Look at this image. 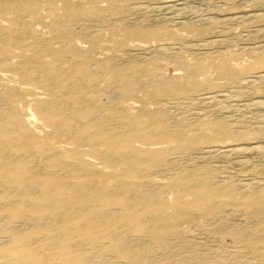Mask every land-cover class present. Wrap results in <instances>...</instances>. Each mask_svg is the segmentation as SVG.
Instances as JSON below:
<instances>
[{
    "label": "bare ground",
    "instance_id": "1",
    "mask_svg": "<svg viewBox=\"0 0 264 264\" xmlns=\"http://www.w3.org/2000/svg\"><path fill=\"white\" fill-rule=\"evenodd\" d=\"M44 1L51 35L60 42L68 39V45L55 48L48 41V44L30 42L19 31L21 26H31L23 20L27 14L37 20L43 18L39 0L0 3V16L19 13L24 17L22 20L9 18L11 21L6 26L0 24L3 61L0 66L6 67L12 63L10 60L17 58L15 66L22 76V84L27 86L9 85L0 90V98L6 104L0 109V191L3 192L0 197L13 193L16 198L10 206L0 205V214L8 219V223H0V234L8 239L0 249L1 261L5 264H49L51 260L58 264H97L94 251L83 246L104 239L118 256L135 262L143 257L146 249L142 245H129L124 234L116 235L118 225L124 224L127 229L149 237L165 250L176 228L190 219L191 210L208 215L220 207L216 199H221L224 205L233 204L237 197L233 187H215L203 177L173 175L165 186L170 190L171 201L168 196L154 198L151 191L140 189V183L151 178L154 168L169 154L197 145L218 144L227 152H244L252 146L241 142L255 138L256 133L207 118H200L190 130L188 127L173 129L163 116L149 109L148 103L156 97H188L221 85L262 79L264 50L253 54V60L246 64L234 63L233 60H238L231 58L233 54L224 55L216 64L212 61L191 63L180 56L173 62L183 72L170 77L163 73L168 64L154 60L118 68L106 59L101 65L102 71L93 72L87 61L88 52L72 41L67 22L80 16L98 15L101 9L95 3L76 6L74 0ZM129 1L107 0L108 10L114 13L118 3ZM58 2L62 3L61 14L57 11ZM124 36L128 41H139L143 51L151 52L171 50V45L162 41L179 37L166 28L143 27L125 31ZM98 42L99 37L93 39L94 44ZM156 42L161 43L146 45ZM209 67L215 72L217 82L204 76ZM38 70L45 74L39 81L34 77ZM198 74L204 77L200 79ZM47 76H53L56 83L50 84ZM79 79L86 81L81 84ZM99 82L117 84V104L123 110L114 102L108 103L109 94L91 86ZM202 97L209 99L215 95ZM131 100H139L141 105L136 107L129 103ZM67 104L72 107L69 114ZM101 110L103 115L98 116ZM231 141L239 143H227ZM34 157L45 162V171L31 165ZM131 193H138L134 201L129 200ZM263 203L264 190H252L244 196L243 204L250 210L258 209ZM112 206L119 207L120 212H113ZM17 220L32 223V227L17 230L12 224ZM196 255L179 264H201ZM239 263L235 258H228L208 264Z\"/></svg>",
    "mask_w": 264,
    "mask_h": 264
},
{
    "label": "rangeland",
    "instance_id": "2",
    "mask_svg": "<svg viewBox=\"0 0 264 264\" xmlns=\"http://www.w3.org/2000/svg\"><path fill=\"white\" fill-rule=\"evenodd\" d=\"M5 1L18 3L22 0H0V3ZM44 3V0H39V9L41 8L43 15L41 20H37L32 14H27L24 18L19 13H8L0 16V24L6 26V23L9 25L13 18L21 20L24 18L23 20L28 21L31 26H21L19 31L23 32L27 41H39L41 44L49 42L55 48L68 45L70 42L68 39L60 42L51 35L48 21L50 19L47 17ZM74 3L76 6L83 4L89 6V3H95L101 9L98 15L80 16L67 22L72 41L79 44V48L86 54L88 52L87 61L93 72H101V65L106 59L118 68L133 64H149L154 60L170 65L163 68L165 76L170 77L183 72L173 62V59L180 56L191 63L212 61L216 64L224 55L233 54L234 56L230 57L238 60H233L234 63L246 64L253 60L251 58L253 54L264 50V48H256L260 45L264 46V0H130L118 3L117 11L114 13L108 10L107 0H74ZM56 5L57 11L63 12L62 3L58 2ZM139 27L166 28L178 34L179 37L162 41L169 43L171 50L143 51L139 41H128L124 36L125 31ZM96 37H99V42L94 44L93 39ZM159 43L161 42L146 43V45L152 46ZM27 53L29 54L30 51ZM70 57V55H64V58L70 59ZM15 59L17 60L13 58L10 62L14 63ZM0 62L1 65L2 59ZM16 62L6 67L0 66V75L2 74L0 90L3 86L9 85L18 86L19 84L21 88L27 87L22 84V76L15 66ZM42 72L38 70L34 73L37 81L45 75ZM204 76L217 82V76L210 67ZM204 76L197 75L200 79ZM47 77L50 84L56 83L53 76ZM140 79L146 83V79L143 77ZM251 80L253 81L250 83L241 81L237 84L221 85L216 89H206L188 96L189 98L177 95L156 97L148 103L149 109L163 116L162 118L169 122L173 129L182 127L190 130L200 118H207L226 122L240 131L254 132L256 136L241 142L250 148L252 146L251 150L244 152H227V149L220 147L223 145L218 144L211 147L197 145L184 152L169 154L154 168L150 176L152 179L149 178L151 181L146 179L147 181L140 183V189L151 191L154 198L169 197L168 199L172 200L170 190L165 187L170 182V178L175 174L191 175L203 177L215 187H233L237 196L235 202L231 205H224L221 199H216L220 207L208 215L191 210L190 219L176 228L165 250L149 237L145 238L143 234L129 230L126 225L121 226L120 224L114 233L124 234L129 245H142L146 249L143 257L135 262L121 258L111 248L109 249L108 241L102 239L95 244L83 246L88 251H94L97 264H179L187 262L196 254L195 258L201 264L228 258H235L240 262L239 264H261L264 260V203L256 210H250L243 204L244 196L250 191L264 190V78L258 80L251 78ZM85 81L79 79L81 84ZM91 86L105 91L109 94L110 101L107 102L111 105L114 102L113 104L118 109L123 110L122 105L117 104L119 101L116 91L117 84L108 85V83L99 82ZM213 95L215 98L204 99L202 97ZM138 101L131 100L129 103L139 107L141 103ZM67 105L69 114L72 112V107L70 104ZM5 107L4 100L0 98V109ZM102 112L103 110L98 116L103 115ZM227 143L236 145L239 142ZM31 159V165L36 170L41 172L46 170L44 161ZM2 193L0 191V196L3 195ZM6 195L0 197L2 207L10 206L15 202L16 198L13 193ZM136 195L138 193H131L129 200L135 199ZM89 209L92 210V208ZM116 209L118 211L119 207L112 206L111 208L113 212L119 213L120 210L117 212ZM0 215H2L0 223L3 221H5L3 224L8 223L6 215L3 213ZM147 218L150 219L151 216L148 215ZM25 223L17 220L12 224L17 230H23L32 225V223L30 225ZM228 234H234L235 237H230ZM7 243L8 239L5 235L0 234V249ZM49 262V264H58L56 260ZM0 264H5L1 261V257Z\"/></svg>",
    "mask_w": 264,
    "mask_h": 264
}]
</instances>
